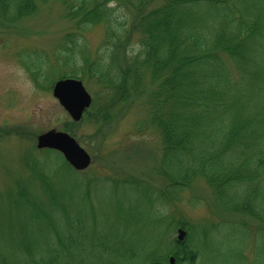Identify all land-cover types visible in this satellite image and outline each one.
Returning <instances> with one entry per match:
<instances>
[{
  "label": "trees",
  "instance_id": "obj_1",
  "mask_svg": "<svg viewBox=\"0 0 264 264\" xmlns=\"http://www.w3.org/2000/svg\"><path fill=\"white\" fill-rule=\"evenodd\" d=\"M64 1L69 13L79 16L78 31L105 25L106 48L92 60L87 44L75 42L58 60V66H65L59 75L78 76L89 68L93 75L109 77L126 96L130 78L142 94L148 93L149 71L156 86L149 92L148 111L162 134L161 167L177 193L202 176L220 206L264 221V0H166L155 8H149L150 0ZM38 4L0 0V14L16 20L34 13ZM135 34L139 49L130 53ZM125 51L130 53L126 60ZM108 52L113 78L104 69ZM77 53L81 69L75 67ZM27 66L32 75L41 73L34 62ZM33 161V179L41 183L50 207L36 204L40 199L27 181L20 180L24 189L18 195L38 208V218L45 216L54 225L60 247L48 257L30 254L23 264H168L170 253L177 264H200L201 251L187 246L170 253L156 245L122 251V243L110 239V222L97 223L94 187L99 177L75 171L62 156L59 165ZM117 184L110 185L108 195L114 205L121 199ZM103 213L110 214L105 208ZM140 213L147 215V208ZM132 224L129 219L124 229Z\"/></svg>",
  "mask_w": 264,
  "mask_h": 264
},
{
  "label": "rangeland",
  "instance_id": "obj_2",
  "mask_svg": "<svg viewBox=\"0 0 264 264\" xmlns=\"http://www.w3.org/2000/svg\"><path fill=\"white\" fill-rule=\"evenodd\" d=\"M164 1L150 0L149 8ZM119 4H123L122 0ZM78 20L76 13H69L64 0H39L34 13L16 20L0 14V264H23L33 253L48 257L54 247H60L54 225L45 216L38 218V208L18 195L27 181L35 191L33 195L40 199L36 204L50 207L41 183L33 179L32 167L33 159L61 163V155L49 156L35 148L37 136L52 128L69 131L92 155L93 164L85 174L100 179L94 187L98 191L94 201L100 213L97 223L101 226L110 222V239L120 241L125 250L131 243H138L137 235H141L143 249L154 238L156 249L165 251L169 248L167 240L174 244L178 229L187 223L189 248L201 251L202 264H264L263 220L247 211L220 206L213 188L202 176L178 193L171 187L172 181L161 167V130L148 111L149 92L156 86L149 71L145 78L148 93L142 94L130 78L126 96L110 84L109 77L93 75L89 68L85 74L79 72L75 77L83 80L93 96V105L81 121L72 120L53 95L54 83L60 78L58 60L66 57L68 47L77 41L87 44L92 60L98 59L106 48L105 25H91L81 32L77 30ZM71 33L72 40L67 38ZM135 37L128 46L130 53L139 49V37ZM130 53L122 52L123 59L129 58ZM77 57L75 67L81 69L83 59L78 53ZM30 62L43 72L36 75L39 79L28 69ZM104 69L110 75L109 52ZM20 180H24L23 184ZM132 181H141L143 188L150 191L147 200L152 203L141 205L138 188L126 187ZM114 184L121 188L117 191L121 199L116 205L108 196L110 185ZM100 191L106 194L100 196ZM51 207L60 214L57 206ZM103 207L110 214L103 213ZM147 207L155 213L140 215ZM158 212L168 215V220ZM129 219L132 227L125 230ZM184 236L187 240V231Z\"/></svg>",
  "mask_w": 264,
  "mask_h": 264
},
{
  "label": "water",
  "instance_id": "obj_3",
  "mask_svg": "<svg viewBox=\"0 0 264 264\" xmlns=\"http://www.w3.org/2000/svg\"><path fill=\"white\" fill-rule=\"evenodd\" d=\"M54 94L70 112L73 119L78 121L84 111L92 103V96L87 91L82 80L66 78L59 80L54 88ZM39 148H54L60 150L65 158L77 169H86L92 162L91 155L68 132L51 129L38 136ZM180 238L184 232L180 230ZM174 264V257L171 258Z\"/></svg>",
  "mask_w": 264,
  "mask_h": 264
}]
</instances>
